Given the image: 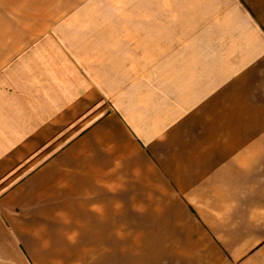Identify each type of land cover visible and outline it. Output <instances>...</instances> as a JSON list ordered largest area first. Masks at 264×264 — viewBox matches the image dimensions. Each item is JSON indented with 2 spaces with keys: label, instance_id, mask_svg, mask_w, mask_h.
Wrapping results in <instances>:
<instances>
[{
  "label": "crops",
  "instance_id": "crops-1",
  "mask_svg": "<svg viewBox=\"0 0 264 264\" xmlns=\"http://www.w3.org/2000/svg\"><path fill=\"white\" fill-rule=\"evenodd\" d=\"M0 264H264V0H0Z\"/></svg>",
  "mask_w": 264,
  "mask_h": 264
}]
</instances>
